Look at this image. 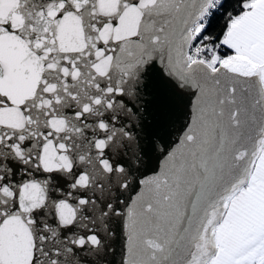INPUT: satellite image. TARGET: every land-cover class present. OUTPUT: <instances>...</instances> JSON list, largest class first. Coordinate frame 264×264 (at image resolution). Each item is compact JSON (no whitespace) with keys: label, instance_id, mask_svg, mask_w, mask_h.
Returning <instances> with one entry per match:
<instances>
[{"label":"snow or ice","instance_id":"snow-or-ice-1","mask_svg":"<svg viewBox=\"0 0 264 264\" xmlns=\"http://www.w3.org/2000/svg\"><path fill=\"white\" fill-rule=\"evenodd\" d=\"M0 264H264V0H0Z\"/></svg>","mask_w":264,"mask_h":264},{"label":"water","instance_id":"water-1","mask_svg":"<svg viewBox=\"0 0 264 264\" xmlns=\"http://www.w3.org/2000/svg\"><path fill=\"white\" fill-rule=\"evenodd\" d=\"M187 102V98H185V103ZM163 104V101L161 100H156L153 103V108L157 111V113H159L161 105ZM183 115V112L180 113V116ZM177 121H179V117H177ZM173 139H175V136L173 137Z\"/></svg>","mask_w":264,"mask_h":264},{"label":"trees","instance_id":"trees-1","mask_svg":"<svg viewBox=\"0 0 264 264\" xmlns=\"http://www.w3.org/2000/svg\"><path fill=\"white\" fill-rule=\"evenodd\" d=\"M216 30H219V27L217 26Z\"/></svg>","mask_w":264,"mask_h":264}]
</instances>
